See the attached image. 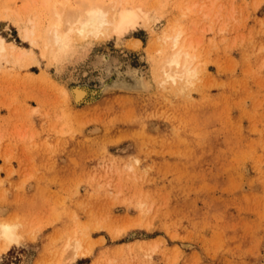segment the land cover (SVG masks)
Returning <instances> with one entry per match:
<instances>
[{
    "label": "rangeland",
    "instance_id": "obj_1",
    "mask_svg": "<svg viewBox=\"0 0 264 264\" xmlns=\"http://www.w3.org/2000/svg\"><path fill=\"white\" fill-rule=\"evenodd\" d=\"M4 1L1 35L34 59L0 70V207L24 237L0 264H264V0L210 16L211 0H136L150 24L62 70L25 38L31 12ZM176 21L201 42L182 91L154 78L150 46ZM127 75L149 89L114 86ZM75 85L89 104L67 98Z\"/></svg>",
    "mask_w": 264,
    "mask_h": 264
},
{
    "label": "bare ground",
    "instance_id": "obj_2",
    "mask_svg": "<svg viewBox=\"0 0 264 264\" xmlns=\"http://www.w3.org/2000/svg\"><path fill=\"white\" fill-rule=\"evenodd\" d=\"M216 1L211 0L210 6L202 5V9L207 8L206 16L212 14ZM193 5L196 3L188 5V9L182 10V13L189 15ZM2 6L4 14L10 10L18 15L23 11L31 12L23 30L24 36L32 45L40 47L42 55L60 70L66 63L77 61L95 42L105 41L114 35L121 39L139 27H146L153 16L149 9L136 0H5ZM157 39V44H150L157 53L155 58L152 55L154 78L161 84L169 83L176 90L182 91L194 83L199 75L197 51L201 42L178 21L171 24ZM141 45L142 40L137 38L130 47L139 50ZM26 55L34 59L32 52L17 50L15 44L8 42L0 33V70L3 61L19 60ZM114 86H136L144 91L149 89L146 78L135 80L131 75L116 79ZM88 93L86 86L75 85L68 90L67 98L72 99L75 105L83 102L89 104ZM9 211V207H0V259L13 245H20L24 238L19 231L21 223L8 217ZM82 249V240L71 238L67 241L64 252H71L73 260L81 255Z\"/></svg>",
    "mask_w": 264,
    "mask_h": 264
},
{
    "label": "crops",
    "instance_id": "obj_3",
    "mask_svg": "<svg viewBox=\"0 0 264 264\" xmlns=\"http://www.w3.org/2000/svg\"><path fill=\"white\" fill-rule=\"evenodd\" d=\"M13 247H14V246H13ZM13 247H12V248H13ZM12 248H11V249H12ZM11 249H10V250H11ZM11 251H12V250H11ZM11 251H10V252H11ZM30 262H31V264H35V259H32L31 261H30V260H27V261H25V260H24V261L21 260L20 264H30Z\"/></svg>",
    "mask_w": 264,
    "mask_h": 264
}]
</instances>
